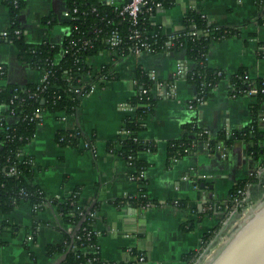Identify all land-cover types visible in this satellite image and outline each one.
I'll return each instance as SVG.
<instances>
[{"label": "crops", "instance_id": "obj_1", "mask_svg": "<svg viewBox=\"0 0 264 264\" xmlns=\"http://www.w3.org/2000/svg\"><path fill=\"white\" fill-rule=\"evenodd\" d=\"M191 10L204 13L214 28L234 31L228 38L212 41L207 54L208 67L221 71L224 78L204 104L194 106L198 91L186 80L176 82L174 97L165 94L167 89L154 86V108L137 132L140 141L155 143L152 152L139 155L147 173L144 187L148 199L179 200L182 207L142 210L130 205L127 198L136 196L139 186L131 181L134 169L116 152L115 141L128 116L124 104L139 92L136 69L153 72L157 83L167 84L180 63L194 68L184 51L120 60L104 51L90 59L94 73L107 66L114 78L83 98L67 123L58 115L45 113L35 137L24 148L35 165L36 182L48 199L68 198L79 191L81 206L87 209L95 203L94 228L101 259L107 264L133 261L130 248L145 254L144 264H186L183 258L193 252L199 254L193 264H206L243 225L234 211L240 214L253 203L255 213L264 204V155L255 157L249 152L251 145L242 140L226 148L225 156L218 147L210 151L208 146H199L177 161L171 158L172 143L191 138L187 130L191 124L216 139L223 131L230 133L256 122L264 145V104L255 117L251 97L234 99L229 93L230 78L241 70L253 81L264 79V4L259 6L257 0H178L158 12L154 21L165 35L179 34L185 30L183 19ZM67 11V0H28L20 16L25 38L60 44L69 31ZM48 18L52 26L43 22ZM8 26L9 12L0 0V36ZM0 66L6 69L0 87L38 84L43 79L41 71L18 59L11 42L0 41ZM2 115L0 107V124ZM68 127L83 135L78 148L61 147L55 140L56 133ZM252 176L258 183H250ZM247 181L246 205L240 212L231 193ZM6 218L16 229L14 235L2 236L7 244L0 246V264H52L58 259L46 255L48 245L64 242L62 229L66 227L56 206L47 204L34 215L31 205L24 203L10 216H3Z\"/></svg>", "mask_w": 264, "mask_h": 264}, {"label": "trees", "instance_id": "obj_2", "mask_svg": "<svg viewBox=\"0 0 264 264\" xmlns=\"http://www.w3.org/2000/svg\"><path fill=\"white\" fill-rule=\"evenodd\" d=\"M109 1L111 0H67L68 10L71 13V20L67 18L66 22L69 31L60 44H54L49 41L32 42L25 38L20 25V16L26 10L28 0H1L9 12L8 38L2 41L11 42L16 47L18 59L22 63L28 64L38 71L47 72L48 78L43 85L0 87V105L6 107L0 124V246L7 244L2 236L7 233L14 235L16 229V225L7 218L3 219V216H10L19 205L24 203H29L36 215L48 204L56 206L66 227L62 229L63 244L46 247L48 257L58 256L57 258H59L68 250L71 241L70 235L86 213L87 209L81 206L79 200V191H75L71 196L63 199H48L46 197L43 189L36 182L33 160L23 154V149L36 135L40 120L31 121V117L36 111L75 116L81 103L80 93H76L75 87L83 86L82 92L85 93L99 79L114 78V75L109 73L110 68L105 66L91 80H85L94 73L89 60L104 51L112 52L114 50L107 43L112 30L116 29L122 40L121 44L115 48L118 58L125 59L131 56L134 41L129 36L133 26L128 20L123 22L116 10L127 0H114L116 3L114 5H111ZM157 1L163 4L164 9H169L178 0ZM75 9H77V13H74ZM51 20L48 18L43 22L52 26L54 23ZM138 23L137 29L142 33V41L150 44L153 55L184 50L187 61L194 64V68L189 71L185 80L195 86L198 91L192 105L199 104L197 101L199 97H203L207 101L216 85L224 78L221 71L208 67L206 58L210 45L212 41L230 37L234 31L214 28L209 25L208 20H205L200 12L191 10L183 19L185 32L176 35L175 47L169 50L167 42L170 37L163 33L162 28L155 24L149 14L140 15ZM192 26H195L196 30L202 32L203 35L201 37L190 35ZM18 30L20 34L16 35L15 32ZM209 32H213V35ZM0 68V78H3L6 75V69L3 66ZM246 74V71L241 70L230 78V82L240 97L245 96V92L251 88L258 90V93L251 97L254 100L252 111L256 117L264 104V79L248 81L245 79ZM135 80L139 93L130 100V103L136 110L134 115H128L123 123L124 128L130 130L131 133L124 139H119L121 147L116 152L133 169L139 171L145 169L144 163L139 160V155L148 152V150L152 152L155 148L153 142L140 141L137 132L142 129L147 114L154 108L156 99L153 97V89L156 82L151 80L149 73L141 67L136 69ZM208 84H211L209 88ZM140 88L146 89L148 93L141 94ZM34 94H36L35 97ZM12 111H14L13 116ZM187 130L192 134L191 138L172 143L173 151L170 154L172 159L178 157V154H180L179 158L190 154L193 149L204 146V144L208 145L210 151H215L219 146L229 148L236 140H242L251 145L249 152L255 157L264 155L262 134L257 129L256 122L230 133L223 131L216 139L211 138L210 134L201 136L203 130L196 125H188ZM82 137L83 135L78 129L74 131L59 130L55 140L61 147L78 148ZM115 142L117 145V141ZM19 155L24 157L22 162L18 159ZM12 167L17 170L14 175L10 173ZM145 181H141L140 184L144 185ZM249 181L253 184L258 183L255 176L250 177ZM246 183L248 181L238 185L231 194L234 195L238 189H244ZM142 192H145V187L142 188ZM148 201L156 202L149 200L148 197L146 199L138 197L129 200V204L140 208ZM181 203L183 206L182 201ZM245 205L238 207L240 212ZM96 213L97 208L94 206L90 214H95V217L90 214L87 216L63 264H88L89 261H94V264H107L101 262L100 252L98 254L91 251L93 246L98 245V233L94 228ZM34 241L35 237L31 242ZM26 247L29 246L26 244ZM74 248L78 250L75 251ZM198 257L199 254L193 252L186 255L183 260L186 264H193Z\"/></svg>", "mask_w": 264, "mask_h": 264}, {"label": "built area", "instance_id": "obj_3", "mask_svg": "<svg viewBox=\"0 0 264 264\" xmlns=\"http://www.w3.org/2000/svg\"><path fill=\"white\" fill-rule=\"evenodd\" d=\"M109 2L111 3V5L116 4L114 0H111ZM119 4H121V3H119ZM257 4H259V6H261L262 4H264V0H257ZM116 10L118 11V16L120 18H122V21L123 22L126 21V20H128V21H130L132 23V26H133L132 33L129 36V38L134 41V46H133V49L131 50L132 51V54L129 57H138V56H141L143 54L153 55L152 52H151V46H150V44H148L147 42L142 41V33H141V31H139L137 29V26L139 24L138 23V18H139L140 15L149 14L150 17L154 20L156 14L158 12L166 10V9L163 8V4L161 2H159V1H157V0H127V2L125 4H123L119 8L117 7ZM74 13H77V9L74 10ZM201 14H202V17L205 20L206 19L208 20L207 16L204 13H201ZM66 18H68L69 20H71V13H70L69 10L66 13ZM72 19H73V17H72ZM209 25L211 26L210 23H209ZM183 32H185V30ZM209 33L211 35H213V32H209ZM15 34L16 35H19L20 34V31L19 30L16 31ZM189 34L192 35L193 37H201L203 35L202 32L196 30L195 26H192V31ZM176 35H178V34L167 35V36L170 37V40L167 42V48L169 50H171V49H173L175 47L174 40H175ZM7 38H8V29L5 30L1 34L0 41H2L4 39H7ZM121 42H122L121 37L118 34V32L116 31V29L112 30L111 36L107 39V43L112 46V49H114L112 51V53L119 60L120 59H123V58H118L117 52H116L115 48L118 47L121 44ZM181 47H182V45H181ZM181 49H183V48H181ZM183 51L179 50L177 52L180 53V52H183ZM174 52H176V50ZM167 53H171V52L169 51ZM187 64L186 63H183V62L180 63L178 65V69H177L176 73L174 74L173 79L170 82H167V84L166 83H164V84L157 83V80H156L157 78H156V76H155V74L153 72H148L149 73V77H150L151 80H153V81L156 82V85L155 86H160L162 88L167 89V91L165 92V94L168 97L169 96L174 97V95H175V88H176V82L178 80H180V79H184L185 80L186 75L190 71V67ZM109 73L112 74L111 72H109ZM42 74H43V79H42V81L40 83H38V85H43L47 81L48 73L42 71ZM96 75H98V74L92 73L85 80H88V79L91 80ZM106 79H107L106 77H103V78L99 79L97 82H95L93 84V86L90 88V90L87 91V92H85V93L82 92L83 86H77V87L74 88V90L76 91V93H80V96L79 97H80V99L82 101L83 98L89 96L96 89H99L100 87H102V85L108 81ZM245 79L248 80V81L249 80H252L249 77L248 73L245 75ZM135 83H136V81H135ZM229 85H230L229 86V93H230L231 97L234 98V99L240 97V95H238L236 93V90H235L234 85H232L231 82H230ZM210 86H211V84H208L207 85L208 88ZM140 93L143 94V95H146L148 92H147L146 89L140 88ZM257 93H258V90L256 88H251L247 92H245L244 95L245 96H248V97H252V96H255ZM35 96H36V94H34V97ZM197 101H198L199 104H204L206 102L203 97H199L197 99ZM0 107L3 110V112H4L6 107L1 106V105H0ZM124 109H126L128 115H130V116H133L134 113H135V110H136V108H134L131 105L130 102H127V103L124 104ZM44 114L45 113H42L41 111H36L33 114V116L31 117V121L40 120L39 121V123H40L42 121V117H43ZM13 115H14V111H12V116ZM2 117H3V115H2ZM72 117L73 116H69V115H66V114H59L58 115L59 120L61 122H63V123H67ZM63 130H65V131H74L75 129L68 127L67 129H63ZM130 133H131L130 130L125 129L124 128V125H123L122 128L119 131V134H118V138H117V150L116 151H118V149L121 147L120 146L121 143L119 142V139H124ZM203 135H209V131L203 130V132L201 133V136H203ZM204 146L207 147L208 145L207 144H204ZM218 151H220L223 154V156H225L226 148L224 146H219L218 147ZM148 152H150V151L148 150ZM23 154L25 155L24 149H23ZM179 155L180 154H178V157H175L173 160L174 161H177L179 159ZM25 156H27V155H25ZM18 159H19L20 162H22L24 160L23 155L22 156L19 155ZM130 159H132V157H130ZM10 173H11V175H14L15 173H17V170L14 167H12L11 170H10ZM134 173L135 174H132L130 179H131V181H133V182H135V183L138 184V186H139V193L136 196H130V197H128L127 198V202L128 203H129V200H131L132 198H138V197H141L143 199H146L147 198L146 193L145 192H142V188L144 187V185L140 184L141 181H145L146 178H147L146 170L145 169H141L139 171H136L134 169ZM231 198H232V201H233V205H235L236 207H239V206H241L243 204H246V192H245V189H238L236 191V193L234 195H232ZM181 204L182 203L179 200H175L173 202H168V201L151 202V201H148V202L142 204L140 206V208L142 210H148V209H151V208L166 207V206H170V205H173L175 207H182ZM254 208H255V206L253 205V203H251V204H247L243 208V210H242V212L240 214L238 213V211H234V212L239 215V218L241 220V223L244 224L254 214ZM90 215L92 217H95V214H90ZM95 232H97L96 229H95ZM232 237H233V235L231 233L230 236L228 237V239H226V243L225 244H227L228 241ZM74 249H75V251L78 250L77 248H74ZM91 251H93L94 253H98L99 254L100 248H99L98 245H95V246H93L91 248ZM128 252L134 256V260L131 261V262H129L128 264H144L147 261V258L145 256V254L142 253V252L135 251L134 249H131V248L128 249ZM97 262H98V258H97ZM101 262H104V261L101 260ZM210 262L211 261L208 260V262H206V264H209ZM88 264H94V261H89Z\"/></svg>", "mask_w": 264, "mask_h": 264}, {"label": "water", "instance_id": "obj_4", "mask_svg": "<svg viewBox=\"0 0 264 264\" xmlns=\"http://www.w3.org/2000/svg\"><path fill=\"white\" fill-rule=\"evenodd\" d=\"M94 205L95 203L87 208L85 215L73 229L68 250L52 264H63L65 262L78 231L91 213ZM209 264H264V206L239 228L222 251Z\"/></svg>", "mask_w": 264, "mask_h": 264}, {"label": "rangeland", "instance_id": "obj_5", "mask_svg": "<svg viewBox=\"0 0 264 264\" xmlns=\"http://www.w3.org/2000/svg\"><path fill=\"white\" fill-rule=\"evenodd\" d=\"M263 206H264V204L261 207H263ZM261 207H259L258 209H260Z\"/></svg>", "mask_w": 264, "mask_h": 264}]
</instances>
